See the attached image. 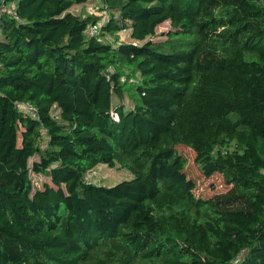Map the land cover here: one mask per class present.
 Listing matches in <instances>:
<instances>
[{
    "label": "trees",
    "instance_id": "obj_1",
    "mask_svg": "<svg viewBox=\"0 0 264 264\" xmlns=\"http://www.w3.org/2000/svg\"><path fill=\"white\" fill-rule=\"evenodd\" d=\"M88 1L0 0V264H264V0Z\"/></svg>",
    "mask_w": 264,
    "mask_h": 264
},
{
    "label": "rangeland",
    "instance_id": "obj_2",
    "mask_svg": "<svg viewBox=\"0 0 264 264\" xmlns=\"http://www.w3.org/2000/svg\"><path fill=\"white\" fill-rule=\"evenodd\" d=\"M96 1V0H93ZM93 1H88L85 4H77L71 8V11L86 15L89 13H93L98 10V7L94 4ZM100 13V12H97ZM102 13V20L105 19V12L103 10ZM170 22H164L157 27V36L154 39H165L166 36L163 34L167 33L170 30ZM122 39H129L128 32L123 31L120 35ZM126 80V78H123ZM129 80V79H128ZM130 83L135 82V79H130ZM178 151L187 158V165L185 167H180V170L177 174L182 176H186L188 182L192 185L195 192L200 193L204 196H210L215 192L221 191L227 187L223 177L219 173H215L211 177H204L196 163H195V154L191 148L186 146H179ZM172 170L171 174H173ZM87 179L93 183L105 186H113L118 182L126 179L133 178V174L126 168L116 164V166H110L106 163H99L95 168H93L90 172L86 175ZM32 179L34 181V185L36 188H40L43 184L48 180L42 174L32 173Z\"/></svg>",
    "mask_w": 264,
    "mask_h": 264
},
{
    "label": "built area",
    "instance_id": "obj_3",
    "mask_svg": "<svg viewBox=\"0 0 264 264\" xmlns=\"http://www.w3.org/2000/svg\"><path fill=\"white\" fill-rule=\"evenodd\" d=\"M7 9V8H6ZM7 11L9 12V13H11L15 18H18V15L16 14V12L13 10V7H8V9H7ZM105 12V18H106V16H107V13H106V11H104ZM100 24H93V25H91L90 27H89V29H88V32H89V34H96V33H98V31H99V28H100V26H99ZM0 64H1V62H0Z\"/></svg>",
    "mask_w": 264,
    "mask_h": 264
}]
</instances>
